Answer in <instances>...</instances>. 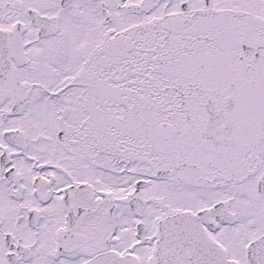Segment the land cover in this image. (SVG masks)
Masks as SVG:
<instances>
[{
  "label": "snow or ice",
  "instance_id": "6c2138e0",
  "mask_svg": "<svg viewBox=\"0 0 264 264\" xmlns=\"http://www.w3.org/2000/svg\"><path fill=\"white\" fill-rule=\"evenodd\" d=\"M0 264H264V0H0Z\"/></svg>",
  "mask_w": 264,
  "mask_h": 264
}]
</instances>
